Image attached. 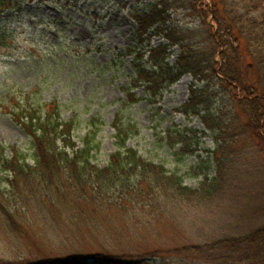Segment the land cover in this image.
Wrapping results in <instances>:
<instances>
[{
	"label": "rangeland",
	"instance_id": "obj_1",
	"mask_svg": "<svg viewBox=\"0 0 264 264\" xmlns=\"http://www.w3.org/2000/svg\"><path fill=\"white\" fill-rule=\"evenodd\" d=\"M153 1L156 0H144L136 8L142 10ZM221 1L202 0L194 9L190 6L194 0H164L168 10L163 16H168L170 26L184 31L186 42L203 44L209 40L207 30H217L210 9L214 2ZM224 1L239 13L254 2ZM134 2L24 0L22 11L7 9L0 15V33L6 34L0 36L1 144L17 145L33 158L30 138L13 114L20 112L23 105L58 101L63 116L76 121L75 138L80 147L84 146L86 134L96 131L101 147L93 154V162L99 168L108 165L116 150L112 123L120 115L135 132L129 146L146 160L168 169L165 175L151 169V178L130 180L126 192L109 193L105 198L99 197L97 186L94 196L90 184L83 188L65 178V194H59L54 183L48 198L40 186L35 188V180L23 183L18 179L16 184L14 177L10 178L14 183L6 182L3 188L7 192L0 194V264L48 263L85 256L95 263L97 254L133 259L142 256L150 264H186L192 259L189 261L174 249L239 235L264 225V180L250 174L252 170L264 172V144H257L243 130L244 116L232 121L236 129H231L230 134L217 135L225 146L219 147L216 135L210 131L190 132L187 141L199 143L192 145L197 146L194 153H187L181 150L180 143L170 145L172 137L167 130L171 128L175 138L180 129L184 134L186 128L205 129L200 117L186 116L177 109L188 101L193 81L201 86L207 82L186 74L166 89L159 101L149 99L141 82L134 85V60L140 50H148L147 40L141 44L137 37ZM202 7L209 9L207 23L202 21ZM251 9L246 17L262 20L264 6ZM164 42L162 36L153 35L150 44ZM170 51L169 62L173 64L180 48L175 46ZM241 54L244 66L253 63L246 48ZM147 58L148 53L144 60ZM216 59L220 60L219 53ZM210 77L212 112H228L233 100L227 88L216 74ZM131 87V92L141 98L138 102H129L127 88ZM227 157L234 164L229 167L240 171L234 179L233 173L216 194L208 196L201 191L205 175L209 182L217 181V158ZM29 163L35 165L33 159ZM172 174L198 193L173 195ZM166 189L171 193L165 194ZM80 193L85 197L79 199Z\"/></svg>",
	"mask_w": 264,
	"mask_h": 264
},
{
	"label": "trees",
	"instance_id": "obj_2",
	"mask_svg": "<svg viewBox=\"0 0 264 264\" xmlns=\"http://www.w3.org/2000/svg\"><path fill=\"white\" fill-rule=\"evenodd\" d=\"M23 1L0 0V15L7 9L17 8V10L22 11ZM199 1L202 0L190 2V6L195 9ZM143 2L144 0H135L132 9L138 24L137 37L141 44L147 40L148 45V50L145 52L140 50L134 60L137 74L134 85L136 86L141 82L149 93V99L159 101L164 91L186 74H191L197 81L207 82L201 86L193 81L190 85L188 101L177 109L186 116L200 117L205 129L186 128V134L180 129L176 131L178 136L174 138L171 128H168L167 132H170L169 136L172 137V140L169 141L170 145L176 146L180 143L182 151L194 153L197 146L192 148V145H198L199 142L189 143L186 135L192 131L195 134L197 132L207 134V131H210L216 135L219 147L225 146L217 135L220 133L230 134L231 129L235 130V121H232L240 120L241 115L245 118L241 122L243 130L257 144L263 145L264 13H262V20L246 17L252 12L251 7L254 10L262 9L263 0H254L253 5L246 6V10L241 13L230 9L224 0L214 2V7L212 6L210 12L217 23V30L215 33L207 30L206 34H208L209 40L204 39L206 42L203 44L186 42L187 37L184 31L167 23L168 16H163L168 10L164 0L153 1L142 10H137L136 7ZM201 14L202 21L207 23L209 9L205 10L202 7ZM5 35V32L0 33L1 37ZM153 35L162 36L165 41L164 44L158 46L150 44ZM175 46L180 48V53L175 62L171 64L169 62L170 49ZM245 48L253 59V63H247L246 66H244L241 54ZM134 49L136 50V48ZM146 53H148V58L144 60ZM217 53H219L220 60L216 59ZM148 64L151 65L147 67ZM249 70L252 72L249 73ZM214 74L227 88V93L233 100L232 108L220 115H215L211 107L212 94L209 82L211 81L210 76ZM131 90L132 87L127 88V93L130 95L129 102H138L141 98ZM19 109L20 112L13 115L30 138L33 158H30V154L17 145L0 143V194H6L7 190L3 188V185L6 182L13 184L14 180L10 178L14 177L16 184H18V179H23V183L35 180L36 183H33L35 188L40 186L45 197L50 198L54 183L58 193L64 195L62 185L65 183V178L66 181L73 182L75 180L82 187L87 183L90 184L89 188L92 189L94 196L97 195L94 191L95 186H97L103 195L98 194V196L105 198L109 193L126 192L127 188L130 187V180L141 182V180L146 179V176L150 177L151 169L160 171L162 175L168 173L164 164H154L146 160L139 155L136 149L129 146V140L135 132L133 126L120 115L116 116L112 123L115 131L114 145L116 150L111 154L108 165L99 168L93 162V154L99 152L101 147V142L97 140L96 131H89L83 139L84 146L80 147L75 138L76 121L74 118L66 119L63 116L60 102L34 104L31 107L23 105ZM224 142L227 140L224 139ZM261 151L264 153V149ZM30 159H33L35 165L29 163ZM230 164L234 165L228 157L227 159L217 158L219 177L217 181L209 182V177L205 175L201 191L211 196L224 187L225 181L231 175L233 176V173H235L233 179L236 178L240 170L237 167L230 168ZM246 171H251V168ZM263 173L252 170L250 174L264 180ZM171 176L175 177L171 184L175 188L173 195L182 196L187 193H198L197 190L184 185L177 174ZM159 177L161 178V176ZM238 179L242 180L243 177L240 176ZM151 182L154 184L155 181L151 179ZM169 188L171 187L169 186ZM40 189L34 190L39 193ZM150 189L154 191V185H151ZM166 192L164 193H171L169 189H166ZM77 197L79 199L84 198L85 194L80 193ZM173 251L192 259L191 261L189 259L190 262L186 264H264V225L239 235L219 238L205 244L186 245ZM94 258L97 260L95 263L89 261L91 257L85 256L76 257L72 260H52L48 263L34 264H150L142 256L133 259L97 254Z\"/></svg>",
	"mask_w": 264,
	"mask_h": 264
},
{
	"label": "water",
	"instance_id": "obj_3",
	"mask_svg": "<svg viewBox=\"0 0 264 264\" xmlns=\"http://www.w3.org/2000/svg\"><path fill=\"white\" fill-rule=\"evenodd\" d=\"M92 261V260H91Z\"/></svg>",
	"mask_w": 264,
	"mask_h": 264
}]
</instances>
